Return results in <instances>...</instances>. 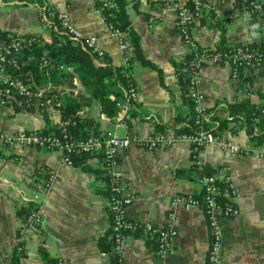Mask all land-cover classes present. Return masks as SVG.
<instances>
[{
    "label": "crops",
    "instance_id": "1",
    "mask_svg": "<svg viewBox=\"0 0 264 264\" xmlns=\"http://www.w3.org/2000/svg\"><path fill=\"white\" fill-rule=\"evenodd\" d=\"M165 1L127 0V12L139 35L142 52L162 75L161 79L156 69L138 61L130 65L138 100L131 109L127 128L116 126L113 117L103 113L97 101L82 99L87 96L84 88L76 75V83L71 80L69 87L77 93L70 95L84 102L79 116L93 122L90 133L110 129L120 136L146 138L156 130L157 124H168L162 131L170 136L183 122L176 123L174 117L187 115L189 109L183 89L171 63L172 59H184L186 50L173 12L163 6ZM205 2L208 6L204 7L201 17L190 25V32L201 47L219 45L221 36L216 24L219 20L225 29L223 46L264 44V37L254 41L244 39L237 20L248 13L238 2ZM42 6L53 12L65 11L78 31L84 36H95L104 53V65L106 60L116 66L124 64L119 45L121 37L125 38L132 58L129 36L111 31L101 13L96 11L95 0H43ZM39 7V3L0 0V30L36 35L40 40L50 41L52 30L40 24ZM249 16V22H258L256 16ZM259 71L264 73V70ZM200 91L209 119L216 113L229 117L224 108L230 103L248 99L255 105H264V74L240 71L238 78L233 79L230 66L209 63L202 70ZM14 107L12 104L0 106L1 130L35 129L53 124V112L40 115L33 110L26 112ZM242 125L230 121L231 129L221 134L241 147L260 150ZM258 132L255 126L254 133ZM118 159L126 191L134 196L127 208L128 218L155 226L165 223L174 194L199 193L196 180L201 173L196 167L199 164L203 168H214L212 173L220 178L229 177L239 190L234 201L239 213L235 217L219 218L224 264H264V157L238 155L229 158L218 146L210 144L193 158L190 145L177 141L151 151L131 144L119 152ZM85 164L102 169L101 160L94 156L86 158ZM47 170L55 177L44 193L40 182ZM106 190L104 175L96 176L64 163L60 152L30 146L0 148V264H55L58 257L66 258L70 264H111L109 255L97 244L109 228ZM35 194L45 207V218L40 228L23 237L19 250L16 238L23 216L18 210ZM175 211L176 236L164 256L157 255L153 243L141 234L130 233L124 254L127 264H206L209 246L206 216L198 208L177 207ZM41 246L47 258L53 259L52 263L41 258Z\"/></svg>",
    "mask_w": 264,
    "mask_h": 264
},
{
    "label": "built area",
    "instance_id": "2",
    "mask_svg": "<svg viewBox=\"0 0 264 264\" xmlns=\"http://www.w3.org/2000/svg\"><path fill=\"white\" fill-rule=\"evenodd\" d=\"M206 0H166L164 8L169 9L174 14V23L178 28L181 41L188 55V72L186 96L193 105V122L198 130L190 134H171L163 131H154L146 138L136 136H120L113 130L105 129L92 133L85 139H78L69 131V127L76 124L73 119H61L60 107L63 96H72L77 92L71 90L68 84L64 86H54L48 83L45 87L33 86V82H25L22 78L12 74L11 70L19 69L24 62L20 60L22 52L34 41L42 42L35 37L22 38L8 33L5 38L0 39V106L7 107L17 101L20 108L26 112L34 111L40 115L53 112L55 116L53 124H46L42 128L20 129L5 131L0 129V148H20L23 146L36 147L45 150L60 152L62 161L72 164L71 155L85 154L94 156L101 160L104 176L107 177V188L109 191L107 206L110 213L109 227L113 239V253L115 264H127L124 258L127 250L126 240L131 232L140 231L143 238L151 241L154 251L160 257L164 256L170 248L175 236L176 208L185 210L191 208L200 209L207 220L209 235V246L206 255V264H224L223 255V233L219 222L220 217H235L239 210L235 200L239 196V190L229 177L220 178L214 173H200L197 177L199 193L197 195L176 193L169 202L166 221L161 226L150 223H140L128 218L126 212L128 206L133 201V194L127 193L119 172V152L135 144L146 150H154L158 147L171 146L177 141H182L190 145L193 158L207 145L214 144L225 152L229 158L238 155H256L264 157V144H260L261 149H249L234 144L224 138L221 133L206 132L204 129L209 121V112L203 105V94L200 91L202 80V70L209 63L226 64L231 68V77L237 79L240 71L257 73L264 63V49H259L242 43L219 48L201 47L190 32V25L201 17L204 7L208 6ZM239 3L244 11L249 15L256 16L264 31V0H234ZM116 8L113 0L102 1L101 7H96V11L101 13V8ZM40 24L45 29L54 30L64 34L75 44H80L83 49L92 54L95 65H104V53L97 45L95 36H84L72 24L69 15L65 11L53 12L51 9L40 5ZM112 32L121 34L108 25ZM151 27V25H150ZM45 42H49L48 39ZM120 50L123 54L124 65H129L130 52L124 37L119 40ZM48 65V61L43 60L41 67ZM58 69L63 73H71L70 66L59 65ZM48 74V72H47ZM73 78V79H72ZM76 83L74 76L70 81ZM55 90L48 93L47 90ZM73 92V93H72ZM111 100H115L117 112L113 115L116 126L127 128L131 120V109L138 100V89L133 83L123 89L120 100H116L114 95H109ZM80 114V111L77 115ZM203 171V166H196ZM55 174L46 171L45 177L41 179L40 186L42 192L49 189ZM34 195L32 199L25 200L20 207H29L25 212L23 221L18 229L16 238L17 248L21 249L23 237L30 231L40 228L45 218V207ZM55 264H70L66 258L58 257Z\"/></svg>",
    "mask_w": 264,
    "mask_h": 264
},
{
    "label": "trees",
    "instance_id": "3",
    "mask_svg": "<svg viewBox=\"0 0 264 264\" xmlns=\"http://www.w3.org/2000/svg\"><path fill=\"white\" fill-rule=\"evenodd\" d=\"M3 2L17 1L23 4L26 3H39L43 4V0H2ZM116 8H101V15L105 22L110 25L114 30L125 32L130 38L131 55L129 59V65H113L109 60H106L104 66L95 65L92 54L86 49H83L80 44H75L71 39H68L64 34L59 31H51V39L49 42H37L34 41L29 47L25 48L22 52L20 60L24 62L19 69L11 70L12 74L22 78L25 82H33V86L45 87L48 83L54 86L70 85V77L77 76L80 84L85 90L87 96H82V99H87V102L93 100L97 101L100 109L103 113L109 117L117 112L115 100H111L109 95H114L116 100H120L123 95V89L133 83L131 74V64L134 61H138L141 65L156 69L159 72L160 78L162 75L160 69L149 59H147L143 52L140 43V38L136 30L131 24L129 14L127 12V0H113ZM102 2L95 0L96 7H101ZM217 26L220 29L221 40L218 45L219 48H225L223 22L221 20L216 21ZM10 33L8 31L0 30V39L6 37ZM14 36L29 38L36 35L23 34L18 35L11 33ZM250 46L264 49V44H251ZM188 55L180 61L171 60V63L175 69V73L178 82L183 89V98L188 106L187 115H176L174 121L176 123L181 122L179 127L174 128L175 134H190L198 130L197 126L193 122V105L191 100L186 96L187 85V72H188ZM48 61V65L41 67L42 61ZM59 65L70 66L73 68L71 73H63L58 69ZM259 70H264V63ZM48 72V74H47ZM264 74L261 71H258ZM257 72V73H258ZM47 90V89H46ZM48 93H54L55 90L46 91ZM82 101L72 96H63L62 104L60 107L61 119H73L76 120V124L69 127L70 133H72L78 139H85L92 133H96L94 130L90 133V128L93 127L91 119L86 117L81 118L77 113L82 110ZM15 110H18L17 101L12 103ZM224 112L229 117H225L219 114H214L210 117L206 124L205 131L211 133H221L231 129L229 122H239L246 128V131L250 135V138L256 145L264 144V105H255L248 99H244L240 102L230 103L224 108ZM133 114V113H132ZM168 124H157L155 126L157 131H162L167 128ZM258 127L259 132L254 133V127ZM72 159V165L79 167L83 171L93 172L96 176L104 175L103 169L90 168L85 164L88 155L73 154L70 156ZM83 164V165H82ZM215 169L209 166L203 168L201 173L211 174ZM106 183L107 177L104 176ZM108 188L106 195L108 198ZM31 206V205H30ZM29 207H22L18 210V214L24 217L25 212ZM131 234L139 235L140 231H133ZM98 248L109 255L111 264H115V255L113 253V239L111 236L110 227L106 230V233L99 237ZM39 254L41 258L48 263H52L53 259L47 258L46 250L43 246L39 248Z\"/></svg>",
    "mask_w": 264,
    "mask_h": 264
},
{
    "label": "clouds",
    "instance_id": "4",
    "mask_svg": "<svg viewBox=\"0 0 264 264\" xmlns=\"http://www.w3.org/2000/svg\"><path fill=\"white\" fill-rule=\"evenodd\" d=\"M251 20L248 14H245L243 19H238L237 24L241 25V31L245 40L254 41L264 37L261 24L259 22H249Z\"/></svg>",
    "mask_w": 264,
    "mask_h": 264
}]
</instances>
